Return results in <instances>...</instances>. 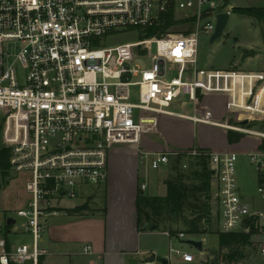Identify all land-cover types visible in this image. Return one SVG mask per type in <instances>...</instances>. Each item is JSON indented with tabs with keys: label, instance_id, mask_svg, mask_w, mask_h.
Instances as JSON below:
<instances>
[{
	"label": "built area",
	"instance_id": "1",
	"mask_svg": "<svg viewBox=\"0 0 264 264\" xmlns=\"http://www.w3.org/2000/svg\"><path fill=\"white\" fill-rule=\"evenodd\" d=\"M231 10L226 0H0V112L18 114L22 123L5 144L11 148L12 171L30 174L26 189L31 199L17 214L26 219L23 227L33 237L32 243L9 248L0 231L1 264H40L48 253L41 245L44 218L59 212L62 199L80 193L88 198L101 187L109 177L111 149L118 144L137 146L141 162L153 169L179 155L208 156L218 182L219 229L249 230L250 218L264 228V211L254 210L240 192L238 153L140 148L142 116L148 113L178 115L264 138V132L249 127L250 119L237 126L197 112L199 94L220 93L228 96L232 114L264 116L253 106L263 91L264 71L198 64L200 36H211L217 14ZM171 17L174 24L161 32ZM180 24L189 26L188 32L172 30ZM148 29L157 30L149 36ZM125 32H138V40L105 45V39ZM148 57L150 68L135 64L136 58ZM185 96L194 113L174 109L186 103ZM248 154L262 175L258 191L264 196V149ZM141 188H147L146 179ZM177 236L186 238V233ZM91 248L85 245L83 250ZM170 251L184 263L196 260L183 247Z\"/></svg>",
	"mask_w": 264,
	"mask_h": 264
},
{
	"label": "rangeland",
	"instance_id": "2",
	"mask_svg": "<svg viewBox=\"0 0 264 264\" xmlns=\"http://www.w3.org/2000/svg\"><path fill=\"white\" fill-rule=\"evenodd\" d=\"M228 4L232 5V10L230 14L229 21L221 37L211 42V36L207 34H202L199 39V53H198V64L201 67L212 68V69H237L245 71H259L264 70V24L258 21L256 18L239 13L234 10V7H250V6H264V0H229ZM189 26L186 25H176L172 30L174 31H188ZM190 29V28H189ZM138 32H125L115 34L104 40L106 46H114L121 43L135 42L138 40ZM155 46H152L153 52L155 51ZM152 58L147 59L136 58L135 64L141 69L150 68L152 66ZM173 76V74H169ZM227 97L223 94H207L202 98H199L197 106L198 109L203 112L205 109L211 110V116L214 119L220 121H229L233 125L240 126L242 121L245 119H250L249 127L264 132V116L258 114H234L227 115L225 109ZM184 101L186 104L182 107H174L176 111H187L194 113V104L190 102L188 96H185ZM261 111L264 113V107H260ZM0 112V126L1 140L5 143L8 136L12 135V130L16 129L18 132L22 127L20 117L18 115L4 116ZM161 116V115H160ZM140 119V116H139ZM232 119L233 121H230ZM147 125V120L145 121ZM153 124V123H152ZM222 128L212 124H196L192 127L191 132L186 131H171L168 132V136L175 140L177 144L181 142L191 143L203 142L215 146L223 145L226 141L224 135H222ZM229 133L230 130L226 129ZM238 132V131H236ZM243 133V132H238ZM150 132H144L145 138L150 136ZM143 135V134H142ZM149 138V137H148ZM249 141H252L249 142ZM230 142V141H229ZM264 142V138L257 135H250L243 133L242 137L235 142H230L231 144H238L232 147H239V145L251 146L254 148L260 146ZM143 144V141L141 142ZM251 143V144H250ZM141 144V145H142ZM254 144V145H253ZM173 147V144L170 145ZM261 149V147H259ZM248 149V150H249ZM249 151L245 153H240L237 161V177L239 181V186L245 196L247 201L254 200V203L264 211V197L259 193L258 184V170L255 164H252ZM197 168L194 159H190L188 167ZM177 171L171 168V165H163L160 169H153L149 167V175L144 178L145 174L142 173L139 178V185L146 179L147 188L145 189L146 194H166V184L165 180L171 175L175 176ZM11 180L9 183L5 184L0 191V209H1V226L6 222L7 217H13L17 220V226L22 227V224L26 222V219L20 217L17 214L19 208L28 205L31 194L26 189V181L30 178L28 173H15L10 169ZM214 179V178H213ZM186 182L189 185H197L200 183L198 180L188 179ZM90 187H87L89 189ZM85 189V191L87 190ZM90 190V189H89ZM93 190V189H91ZM85 203L91 206H101L104 210L105 204V190L95 189ZM213 180H212V198L210 200L213 206ZM94 196H96V201L94 203ZM207 194L203 191H198L194 193V196L190 198V205L184 210L181 216L172 215L167 220L161 223L159 226L160 231H170V233L178 235L181 232H186L190 227V222L192 219L201 217L204 215V203L206 202ZM86 199L85 193H80L73 201L82 202ZM84 203V204H85ZM3 220V221H2ZM201 229H205L204 223L205 219L200 222ZM143 226H148L147 222H143ZM3 227V226H2ZM217 222L213 220V224L208 226L207 232L203 234H190L188 239L203 238L204 248L200 254L197 249H192L188 244L184 245V249L192 251L194 254H199L196 256V260L192 264H209L211 262L217 264H264V253L262 248L264 246V228L260 227L256 232L251 234V238L248 244L241 247L243 251V257L237 261H229L226 258H222L221 255L228 251L227 248L221 247L217 236ZM19 233V241H25L27 243H32V234L24 232V228ZM249 231V230H248ZM153 232V230H152ZM186 234H188L186 232ZM146 242L156 246L158 249L156 251L157 257L169 256L172 254L173 262H178L175 253L170 251L171 246L174 248H180L177 246L178 239H173L172 244L169 242L168 236L161 232H153L144 236ZM154 253L145 252L140 259L139 264H146L147 258ZM158 260L151 262L150 264H158ZM172 263V264H174Z\"/></svg>",
	"mask_w": 264,
	"mask_h": 264
},
{
	"label": "crops",
	"instance_id": "3",
	"mask_svg": "<svg viewBox=\"0 0 264 264\" xmlns=\"http://www.w3.org/2000/svg\"><path fill=\"white\" fill-rule=\"evenodd\" d=\"M253 75H255V73ZM234 83L236 85V80H234ZM223 95L227 97L225 103L227 115H234L227 108L228 96L226 94ZM203 96L204 94H199V98H202ZM240 98V102L245 105V96L242 95ZM185 104L186 103H177L175 107H182ZM253 106L259 111H261L260 107H264V87L258 103H254ZM197 110L198 114L206 119L223 122L212 118L211 110L209 109H205L203 112H201L197 106ZM142 117L143 135L141 142L143 141V144L140 143V148L146 149L148 151L160 152L199 147L214 152L233 151L238 153L239 158L240 153H245L247 151L251 152L260 149V146L255 147L254 144V148L250 149L249 147L251 146L249 145H239L238 148L232 147L235 145L238 146V144H231L229 142L228 132L226 130L228 128L219 125L216 126L222 128L221 134L226 138V141L223 145L214 147L211 144L203 142H194V144L189 142H181L180 144H177L175 140L168 136V132L176 130L183 131V129L191 132L192 127L196 126V124L211 123L197 122L178 115L167 114L148 113L144 114ZM144 120H147V125L145 124ZM144 132L151 133L150 136H148L149 138H145L146 135H144ZM249 142L252 143V141ZM171 144H173V147L170 146ZM142 173H144V176L147 178L149 175V168H146V164L141 162L139 148L137 146L126 144H118L113 146L110 153L108 180L101 187L96 188L102 189L103 191L105 190L106 192L104 204L105 210H102L101 206L95 205L92 207L90 206V208L87 210H75V208L83 205L89 197H86V199H84L82 202L73 201L72 199L68 198L62 199L59 212L44 218L45 228L43 231V241L41 242V245L42 247L48 249V253L42 255L40 264H134L133 262L135 260H137L139 264L140 259L142 258L141 256L145 252L154 254L156 253L158 248L146 242L144 239V236L152 234L156 231L168 236L170 244H172L173 239H178L179 244L177 246L184 247V245L187 244L186 240L190 234H186V238H178V236L175 234L170 236L159 229H155L152 232V230L148 229L147 226L139 225L137 198L139 194V188L141 187V185H139V178L141 177ZM147 183L149 182L147 181ZM217 185L218 182L216 178H214L212 216L213 220H217V222H219L220 206L218 204L217 198L215 197ZM240 192L244 200L248 202L245 193H243L241 188ZM93 193L94 192H92V194ZM93 199V204H95V201L97 200L96 196H94ZM248 203L254 210L261 211V208H259V206L254 203V200H250ZM16 223V219L12 220L10 227L6 229L8 231L7 240L10 247H14L20 243H27L25 241L18 240L19 238L17 237L22 230L21 228L23 227V224L20 228ZM2 226L1 227L4 228V223ZM23 231L27 232L25 229ZM198 239L203 240V238L200 237ZM85 245H90L92 247L89 252H85L83 250ZM201 252L202 251H200V254ZM198 255L199 254H195V256ZM156 260L151 261L148 257L146 264H150ZM158 262V264H162L160 261ZM172 263L174 262H170V264ZM174 264L192 263H184L178 260V262H175Z\"/></svg>",
	"mask_w": 264,
	"mask_h": 264
},
{
	"label": "trees",
	"instance_id": "4",
	"mask_svg": "<svg viewBox=\"0 0 264 264\" xmlns=\"http://www.w3.org/2000/svg\"><path fill=\"white\" fill-rule=\"evenodd\" d=\"M229 0H226L228 4ZM234 10L252 16L258 21L264 24V6H250V7H234ZM183 22V21H179ZM172 24V17L169 18L168 22L161 28V32H165ZM192 25V24H191ZM157 29H148V35L152 36L155 34ZM188 32V31H185ZM231 121H233L231 119ZM251 125V124H249ZM0 126V132H1ZM243 133H238L234 130H230L228 133V138L230 142L238 141L242 137ZM264 149V142L260 145ZM203 150L210 151L208 149L201 148ZM11 148L7 146L0 137V191L5 184L9 183L11 180L10 169H11ZM190 159H194L197 168L192 166L188 167ZM187 164V167H184ZM169 165L171 168L177 171L175 176L171 175L165 180L166 184V194H146L145 190L141 187L139 188V194L137 198V206L139 212V225L142 226L143 222H147L148 226L150 222L153 221L158 229L162 222L167 220L172 215L181 216L182 213L190 205V198L194 196L195 192L203 191L207 194L206 202L204 203V215L190 222V227L186 231L188 234H203L207 232L208 226L213 224L212 216V205L210 200L212 198V180L214 178L213 170L210 167L208 156H200L195 158H188L186 156L179 155L177 157H172ZM259 185L263 182L261 173H258ZM194 179L200 181L197 185H189L186 180ZM87 203L75 208V210L82 211L89 209ZM105 210V209H104ZM205 219V229H201V221ZM0 220H1V209H0ZM217 222V220H216ZM219 222H217L218 225ZM248 230L235 231V232H223L217 227V236L220 246L227 248L228 251L221 255L222 258H226L229 261H237L243 257V251L241 247L248 244L251 238V234L256 232L259 228L256 225V218H250L247 221ZM10 224L4 223V228L1 227L0 231L7 237V230ZM4 229V230H3ZM184 232V231H183ZM184 232V233H186ZM10 248V246L8 245ZM42 256L40 257V262ZM1 264V263H0ZM14 264V263H11ZM217 264V263H209Z\"/></svg>",
	"mask_w": 264,
	"mask_h": 264
},
{
	"label": "water",
	"instance_id": "5",
	"mask_svg": "<svg viewBox=\"0 0 264 264\" xmlns=\"http://www.w3.org/2000/svg\"><path fill=\"white\" fill-rule=\"evenodd\" d=\"M230 14H231V11H223L217 14L216 28H215V31L211 35V39H210L211 42H214L216 39H218L219 37L223 35L224 30L230 18ZM247 123H248V119H245L244 121H242V124H247ZM12 220H14L13 217H9L8 223L10 224ZM156 226L157 225L154 224L153 221H151L148 229L155 230ZM186 242L187 244L190 245L191 248H195L199 251H203V240L188 239L186 240ZM156 259L160 261L162 264H170V260L167 257H157L155 254H152L149 257V260L151 261L156 260ZM133 263L138 264V261L135 260Z\"/></svg>",
	"mask_w": 264,
	"mask_h": 264
},
{
	"label": "bare ground",
	"instance_id": "6",
	"mask_svg": "<svg viewBox=\"0 0 264 264\" xmlns=\"http://www.w3.org/2000/svg\"><path fill=\"white\" fill-rule=\"evenodd\" d=\"M14 115H18V114H14Z\"/></svg>",
	"mask_w": 264,
	"mask_h": 264
}]
</instances>
